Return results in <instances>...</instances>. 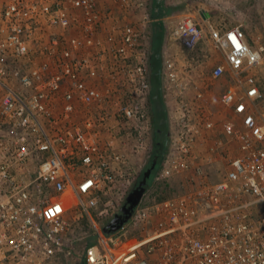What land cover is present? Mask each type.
Returning <instances> with one entry per match:
<instances>
[{
  "label": "built area",
  "instance_id": "2783aa9c",
  "mask_svg": "<svg viewBox=\"0 0 264 264\" xmlns=\"http://www.w3.org/2000/svg\"><path fill=\"white\" fill-rule=\"evenodd\" d=\"M196 1L198 11L222 6ZM112 2L104 15L99 0H0V264L70 255L74 208L95 235L84 264H264V35L239 26L208 23L205 35L190 17L169 33L188 68L218 54L192 101L173 60L161 71L176 144L154 179L192 172L193 190L140 202L115 232L93 219L104 196L126 195L131 157L152 130L149 0ZM220 81L222 138L206 96ZM217 161L214 182L204 168Z\"/></svg>",
  "mask_w": 264,
  "mask_h": 264
},
{
  "label": "rangeland",
  "instance_id": "374dc122",
  "mask_svg": "<svg viewBox=\"0 0 264 264\" xmlns=\"http://www.w3.org/2000/svg\"><path fill=\"white\" fill-rule=\"evenodd\" d=\"M101 4V11L104 15L109 12H116L112 0H99ZM153 0H149L148 8L151 10ZM166 7L170 8V11L163 15L160 19L151 20L147 27L144 28V44L147 54L150 49V42L152 39L153 23L159 22L162 29V44H161V58H162V69L165 60H173L178 69L181 71L182 79L188 81L191 85V89L186 92L185 100L192 101L194 98V88L197 84L202 81L199 76L202 74L205 76L206 73L214 65V60H217L218 54L212 50L214 55L213 59H206L204 62L196 64L190 60V68L188 63L186 52L180 47L179 44L169 39V33L171 29L178 23L188 18H193L199 25L204 29V34L207 35L206 25L212 23L214 25H223L226 27L239 26L245 29L246 33L253 35L260 33L264 35V6L261 4V0H221V5L218 10H210L208 12L198 11L195 5L201 6V3L196 0H165ZM194 6V8H193ZM151 12V11H150ZM134 19H137L134 17ZM208 19V21H207ZM106 31H102L99 35L102 39ZM74 32L63 35L66 38L69 35H74ZM196 54L200 52L196 51ZM188 73V69H191ZM162 71V70H161ZM226 85L225 81H220L213 86H209L206 89V96L209 101V107L215 114V123L217 124V136L222 138L225 125L223 124V114L220 111V105L218 104V97ZM163 99L166 106V118H167V150L174 148L176 144V131L170 121V115L168 112L167 104L168 98L166 97V91L162 84ZM133 140L129 141V150L132 148ZM152 149V130L148 136L147 141L143 149L131 157V165L134 170V180L129 183V186L125 187L123 194H112V196H104L102 201L98 204L97 208L91 213L93 219L98 224V227H105L109 224L112 219V213H119L120 208L125 203V199L130 191H132L137 185L136 182L140 179L143 172L150 165V154ZM158 165L157 170H153L152 173L155 175L156 172L162 167L163 161ZM157 164V162H156ZM156 167V166H155ZM205 174L210 181H218L222 178V163L217 161L210 165L205 166ZM154 175L151 177L149 185H146V190L141 200L143 206L150 203L156 202L160 199H166L172 196H177L183 193H187L193 190L195 186L194 174L192 172L184 173L180 176H175L163 181H156ZM76 201L73 199V203ZM106 210V211H105ZM99 218L98 215L102 212ZM70 223V228L67 232L65 239L66 249L71 251V254L59 255L56 258L50 260L47 264H84L83 249L86 245L91 244L95 240L94 231L88 219L85 216H81L78 210L75 208L66 215Z\"/></svg>",
  "mask_w": 264,
  "mask_h": 264
},
{
  "label": "trees",
  "instance_id": "16d2710c",
  "mask_svg": "<svg viewBox=\"0 0 264 264\" xmlns=\"http://www.w3.org/2000/svg\"><path fill=\"white\" fill-rule=\"evenodd\" d=\"M264 6V0H261ZM151 20L160 19L163 15L170 11L166 7L165 0H153L150 10ZM154 22V21H153ZM159 22L153 23L152 39L150 42V49L148 53V66H149V80H150V94H149V114L151 118L152 127V149L150 154L151 166L154 158H157L155 170L164 158L167 150V111L163 99L162 87V58H161V44H162V29ZM148 167V168H149ZM144 173V172H143ZM154 174L152 173L147 180L149 185L150 179ZM143 176V174H142ZM141 176V179H142ZM140 179L136 182H138ZM162 200V199H160ZM159 201V200H158Z\"/></svg>",
  "mask_w": 264,
  "mask_h": 264
},
{
  "label": "water",
  "instance_id": "95a60500",
  "mask_svg": "<svg viewBox=\"0 0 264 264\" xmlns=\"http://www.w3.org/2000/svg\"><path fill=\"white\" fill-rule=\"evenodd\" d=\"M157 158H154L151 166L147 168L135 188L130 191L125 199V203L120 208L119 213L115 214L110 220L109 224L104 227L106 233H111L119 230L124 223H126L132 215L133 210L137 207L145 193L147 180L150 178L152 171L155 169Z\"/></svg>",
  "mask_w": 264,
  "mask_h": 264
}]
</instances>
